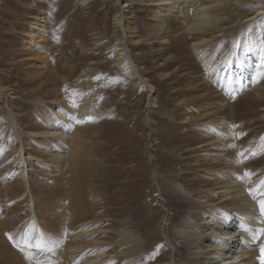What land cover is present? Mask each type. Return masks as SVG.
<instances>
[{
    "label": "rangeland",
    "instance_id": "374dc122",
    "mask_svg": "<svg viewBox=\"0 0 264 264\" xmlns=\"http://www.w3.org/2000/svg\"><path fill=\"white\" fill-rule=\"evenodd\" d=\"M233 1L225 32L208 23L195 37L191 4L156 27L158 0H0L1 262L60 264L65 247L69 264L224 257L208 247L225 251L223 222L242 205L259 211L264 199V0L239 1L262 12L241 24L231 22ZM44 15L38 41L45 53L35 54L29 30ZM250 45L260 47L250 75L255 87L234 91L228 67ZM82 102L99 115L78 125L74 107ZM60 123L73 133L86 129L76 160L88 167L77 208L64 191L80 174L43 166L53 131L40 132H60ZM27 168L28 183L21 177ZM245 182L250 191L241 188ZM70 190L80 191L77 184ZM182 227L195 235L178 234ZM208 233L213 238L204 243Z\"/></svg>",
    "mask_w": 264,
    "mask_h": 264
},
{
    "label": "bare ground",
    "instance_id": "6f19581e",
    "mask_svg": "<svg viewBox=\"0 0 264 264\" xmlns=\"http://www.w3.org/2000/svg\"><path fill=\"white\" fill-rule=\"evenodd\" d=\"M158 1H159L160 9L158 11L156 27L157 26L161 27L163 25V23L169 17H171L175 13L178 14V12L182 11V8H184V6H189L188 4H191L192 8H194V11L190 15L189 19L190 18L192 19V17H193V21H194V24H195V25L193 24V26H195V27H192V25H191L190 26L191 28L190 27L189 28H190L191 31H192V28L196 29V32L198 31L199 35L201 34V36H199L198 33H196L197 36H195V37H202L205 34V32L207 31V29L209 30L210 27H213L212 30H214V28L215 29L217 28L219 31L225 32L226 28L228 26H230V24L228 23V20H230V19L227 20V17L225 18L226 13L224 11L227 10V8L229 6H233L236 3L233 0H229V1L228 0H158ZM237 1H238V3L236 4V8H238V12H237L236 15L232 16L235 19L234 20V19L231 18L232 19L231 20L232 23L235 22L236 24H241L244 20L248 21L249 19H251L250 17H259V16L262 15L261 14L262 12H260V11H258V12L254 11L253 13H250L251 12V8H245V7L239 8L241 6L240 5L241 3L239 4L240 0H237ZM209 5H211V6H209ZM213 8H216V9L219 8L220 11L215 13V14H213ZM177 17H178V15H177ZM46 19H47V17L45 15L39 17L37 19V21H35L32 24V26H31V28L29 30L28 45H30L31 48L33 47V50H31V51H33L35 54L36 53H39V54L45 53V51H44V47L45 46H43L38 40L41 39L45 35L43 30H44V26L46 25V21H47ZM118 21H119V24H120L119 27L121 26L123 28L125 23L123 24L122 19H118ZM188 23L191 24L190 22H188ZM208 23H210L211 25H209ZM207 24L210 27L207 28V26H206ZM156 27H152V28L153 29H157ZM149 30H150V27H149ZM157 32H159V31H157ZM204 41H206V40H204ZM122 46H123V48H121V50H123V52H122L123 60L125 61L126 65H130L131 62H129V59H128L129 55H128L127 52H125L126 49L124 48V44H122ZM259 50H260V47H257V50H256L253 47V45L248 46L247 48H245L241 52L239 57L228 67L227 71L230 73V75L232 77V80H231L230 84L233 87L234 91L241 92V91H244L245 89H247L248 87L254 86V84L250 81V77H251L250 75L252 73L254 61L257 59ZM43 56H40V58L38 57L39 60H41V61L44 60L43 58L45 56L44 57ZM131 66L132 65H130V68H131ZM134 70H136V69H134ZM260 92L263 93V95H264V91L261 90ZM253 97L256 98L255 96H253ZM87 103L88 102H86V103L82 102V103H80L78 105V107H74V109H77V111H79V113H77V115L78 114L79 115L75 116V118L73 119V120L76 121L75 123H77L78 125L80 123L84 124V122H86V121L90 122V120L92 121V120H96V118H98L99 111L98 112H94V113L88 112V108L90 106L87 105ZM11 117H12V120L14 122V125L16 126L17 124L15 122V116L12 113H11ZM62 117H63V115H62ZM59 126L61 127V128L59 127L60 128L59 130L62 129L60 132H58V129H56L55 126H52V129L50 131H42V132H40L41 134H43V133L50 134L53 131V133L50 134L52 139L49 140V141H53V144H51L50 147H48V146L44 147L45 150H48L47 151L48 153H47L46 163L43 166L45 167V169L51 170V171H53L55 173L65 171V170H67L69 168L70 170H74L73 172H76V173L80 174V177H78L76 175L74 178H71V177L68 178L67 185L65 187L66 191H64L65 192L64 193V198L66 199V201L70 202L71 206L73 208H77L79 206H82V202L81 201H83L82 200L83 197H84L83 192L85 191V168H88V167L85 164H76V160L79 157V148H80L79 144L83 143V138H81V136H82L81 134L85 133L86 129L85 128H83V129L80 128V129L75 130V132L73 133V132H71L70 127L68 126V124L60 123ZM63 127L66 128L64 131H63ZM18 129H19V127H18ZM49 141H48V143H49ZM66 142H68V143L72 142V145H71L70 149H64V147L66 145ZM31 159H33V158H31ZM30 166H32V167L34 166L33 160H30ZM30 169H32V168H30ZM28 171H29V169L27 168L26 170L23 171L22 175L20 174L21 177H23L24 182H26V183H28V181H29V179L27 178L28 175H26V173ZM47 172H49V171H47ZM53 175H54V173H53ZM229 177H231V179H232L230 182H232V183H238L239 182L235 175L229 176ZM62 178H63V176H62ZM248 182H250V181H248ZM75 184H77L79 186L80 191H77V190H75V191L72 190L71 191L70 190L71 187H73ZM248 184H246V182H245V184L242 187L240 185V187L243 188V187L246 186L245 188L248 187L249 191H250V189L252 187L250 185H248ZM235 186H238V185H234V187ZM228 189H230V188H228ZM236 190H238V188ZM236 190H235V193H236ZM239 190H240V188H239ZM239 192H241V191H239ZM243 192L245 194L248 193V192L246 193L245 191H243ZM252 193H254V192H252ZM224 196L225 195H223V197ZM220 198H222V197H220ZM246 198L247 197L243 198L244 200H242V202H245L247 200ZM249 203H250V200H249ZM242 206H241V208L243 210H245L244 207H242ZM2 209L3 208L0 207V213L3 211ZM255 209H257V208H255ZM255 209H253V208L251 209L249 207L247 209V207H246V211L241 210L240 212H237L236 214H233V217H231L232 219L229 218L230 221H228V222L226 220L224 222L222 221L228 227V229L226 231H224L223 233H221L222 225L221 224L217 225V228H218L217 230H219L220 233L225 235V236L222 237L220 235L222 237V239H220L218 237H215V238L223 240V242L226 244L225 245V247H226L225 251H223V250L219 251V249L217 251L216 244L215 245H210V246H208L209 244L204 245L205 242H209L213 238V236H210L209 233L207 235L205 234L206 237H203V239H204L203 242L204 243H202V245H199V246L206 247V248L208 246V247L212 248L211 250L213 251L212 252L213 255L216 254L217 252H219L220 255L224 256L222 258H219V256H217V257L216 256H212V257L210 256V258H209L210 262L208 264H240V263H242V264H264V252L261 251V249L264 248V232L261 231L262 229H264V222L261 223L262 220L264 219V214H261V212H259L260 210L256 211ZM252 216H255V217L251 218ZM234 221H235V223H234ZM80 230H81V233L84 234L85 228H81ZM160 230H161V228H160ZM177 233L180 234V235H188V236L189 235L190 236L195 235V233L191 234L190 232H188L187 229H185L184 227L179 228L177 230ZM227 246H228V248H227ZM66 252H68V250H66V247H65L64 250L59 253V256H60V259H61V263L60 264H64V263H66V264L68 263L69 264V263H71V262H68L64 258V254L66 255ZM69 261H71V260H69ZM222 261H225V262L222 263ZM0 264H5V263L0 261ZM7 264H11V263H7ZM88 264H99V262L98 263H92L91 262V263H88Z\"/></svg>",
    "mask_w": 264,
    "mask_h": 264
},
{
    "label": "snow or ice",
    "instance_id": "6c2138e0",
    "mask_svg": "<svg viewBox=\"0 0 264 264\" xmlns=\"http://www.w3.org/2000/svg\"><path fill=\"white\" fill-rule=\"evenodd\" d=\"M261 185L264 186V181L261 182ZM259 210H260L261 214H264V199H261L259 201ZM261 231L264 232V229H262ZM261 251L264 252V248H262ZM37 264H42V262L37 261Z\"/></svg>",
    "mask_w": 264,
    "mask_h": 264
}]
</instances>
